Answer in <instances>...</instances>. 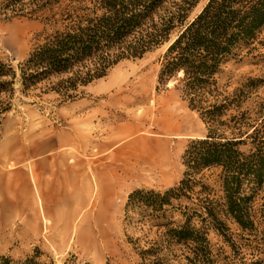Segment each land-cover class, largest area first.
Segmentation results:
<instances>
[{
	"label": "rangeland",
	"instance_id": "obj_1",
	"mask_svg": "<svg viewBox=\"0 0 264 264\" xmlns=\"http://www.w3.org/2000/svg\"><path fill=\"white\" fill-rule=\"evenodd\" d=\"M3 2L0 0V62L18 72V65L52 28L41 20L21 16L22 11L2 10ZM205 2L200 0L192 16ZM24 3L25 13L31 5ZM162 46L140 59L118 62L102 78L79 87L71 98L44 90L47 83L23 93L15 82L9 108L0 114V171L17 165L13 161L16 155L32 141L50 139L55 143L52 158L57 165L70 166L72 179L62 195L49 201L44 214L49 222L46 226L35 196L28 203H1L0 198V255L23 260L38 252L39 262L53 264L149 262L142 260L141 253L159 242L164 228L150 226L146 209L127 208L128 196L136 190L163 193L177 187L185 172V149L192 140L204 138L207 133L206 124L176 88L177 78L159 83L165 53ZM248 79L259 80L257 87L246 88L250 89L247 99L238 109L228 110L222 120L240 113L254 119L258 106L264 105V28L249 49L227 62L218 89L230 95ZM221 132L230 136L226 128L222 127ZM247 149L248 146L240 147L241 151ZM138 151L160 153L165 158L166 180L152 184L126 181L113 186L107 174L119 166L115 161ZM219 174L220 169L212 167L194 175L200 182L194 192H200L203 185L211 190V199L220 201ZM92 176L100 183L101 196L93 192ZM244 194L251 195L256 231H242L225 217L221 220L226 228L221 231L193 219L194 228L206 232L217 264H249L258 257L264 259V253L258 252L264 251V185L252 192L246 189ZM172 203L174 208L191 207L183 198ZM25 205L35 210L2 213L6 208ZM181 212L185 210L171 211V227L181 222ZM97 228L105 234V246L95 255L87 246L98 236ZM172 251L177 256L181 254L179 247H172ZM169 258V264H186L182 257Z\"/></svg>",
	"mask_w": 264,
	"mask_h": 264
},
{
	"label": "trees",
	"instance_id": "obj_2",
	"mask_svg": "<svg viewBox=\"0 0 264 264\" xmlns=\"http://www.w3.org/2000/svg\"><path fill=\"white\" fill-rule=\"evenodd\" d=\"M25 1L31 7L24 13ZM199 2L4 0L2 6V10L22 11L21 16L41 20L52 31L31 49L18 72L0 62V114L9 108L16 81L23 93L47 83L44 90L71 98L79 87L102 78L118 62L140 59L174 37L162 57L158 81L164 84L177 78L176 88L206 124L207 133L185 149V172L177 187L163 193L136 190L128 196L127 208L146 209L150 226L164 228L159 242L141 253L147 264H169V257H182L186 264H217L206 232L192 225L194 218L217 231L226 228L221 217L242 231H256L251 195L244 192L264 185V105L258 106L254 119L247 113L222 118L242 105L250 90L246 88L255 89L259 80L248 79L230 95L219 91L218 80L227 62L249 49L264 28V0H206L192 16ZM222 127L230 131L229 137ZM241 146H248L247 151H241ZM212 167L220 169V201L211 199V190L203 185L194 192L200 184L194 175ZM182 198L191 207L174 208L172 202ZM173 209L185 212L181 222L171 227ZM172 247H179L181 254H173ZM39 257L38 252L23 260L0 255V264H53L39 262ZM249 264H264V259L258 257Z\"/></svg>",
	"mask_w": 264,
	"mask_h": 264
},
{
	"label": "crops",
	"instance_id": "obj_3",
	"mask_svg": "<svg viewBox=\"0 0 264 264\" xmlns=\"http://www.w3.org/2000/svg\"><path fill=\"white\" fill-rule=\"evenodd\" d=\"M55 151L54 141L34 140L29 147H24L20 155L13 160L17 165L0 171L1 203L30 202L34 195V182L47 200L63 194L66 183L72 179V170L65 164L57 165L52 153ZM52 152V153H51ZM20 158V159H19ZM48 201V202H49ZM26 206H16L2 213L28 211ZM35 210V209H30Z\"/></svg>",
	"mask_w": 264,
	"mask_h": 264
},
{
	"label": "bare ground",
	"instance_id": "obj_4",
	"mask_svg": "<svg viewBox=\"0 0 264 264\" xmlns=\"http://www.w3.org/2000/svg\"><path fill=\"white\" fill-rule=\"evenodd\" d=\"M203 4L200 6L198 11L201 9ZM174 37L162 46V50L165 51L168 45L173 41ZM182 75L181 72L178 74ZM172 83L169 82L168 86ZM201 138V137H200ZM116 166L111 168L108 171L109 182L113 186H119L123 182L131 183H143V184H152L166 180V171L165 158L160 153H147V151H138L129 154L127 157H124L120 162L115 161ZM34 183V195H35V205L37 206L38 212L42 218L44 225L46 226L49 222L45 218L44 214L49 209V200L47 196L43 194L42 191L38 190L34 177H32ZM93 180V192L97 196H101L102 189L100 183L92 176ZM26 206V205H25ZM98 236L91 240L87 248H90L93 251V254H98V250L104 248V232L101 233V230L97 228Z\"/></svg>",
	"mask_w": 264,
	"mask_h": 264
},
{
	"label": "water",
	"instance_id": "obj_5",
	"mask_svg": "<svg viewBox=\"0 0 264 264\" xmlns=\"http://www.w3.org/2000/svg\"><path fill=\"white\" fill-rule=\"evenodd\" d=\"M170 44H171V43H170ZM170 44H169V45H170ZM169 45H168V46H169Z\"/></svg>",
	"mask_w": 264,
	"mask_h": 264
}]
</instances>
